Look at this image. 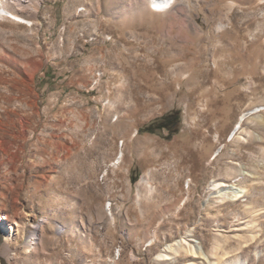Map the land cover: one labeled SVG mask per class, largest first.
Masks as SVG:
<instances>
[{
  "label": "rangeland",
  "instance_id": "rangeland-1",
  "mask_svg": "<svg viewBox=\"0 0 264 264\" xmlns=\"http://www.w3.org/2000/svg\"><path fill=\"white\" fill-rule=\"evenodd\" d=\"M0 8L7 264H264V0Z\"/></svg>",
  "mask_w": 264,
  "mask_h": 264
},
{
  "label": "bare ground",
  "instance_id": "bare-ground-1",
  "mask_svg": "<svg viewBox=\"0 0 264 264\" xmlns=\"http://www.w3.org/2000/svg\"><path fill=\"white\" fill-rule=\"evenodd\" d=\"M176 1L177 0H148V3H149V7H150V9H152V10H154V11H157V12H163V13H166V12H168L170 9H172L174 6H175V4H176ZM232 5V4H231ZM24 7V6H23ZM0 17H2V19H4V18H8V19H11V20H13V21H15V22H17V23H20V24H27V23H29L27 20H25L24 18H22V17H20V16H18V15H16V14H13V13H10V12H8V11H6L5 9H3V8H0ZM4 17V18H3ZM260 109H262L261 107H256L254 110L255 111H252V113H254V112H259L260 111ZM249 112H251V111H249ZM249 112H245V113H243L242 115H240V117H239V120H238V122H237V124H236V127H235V130L231 133V137L233 138L235 135H236V133H237V131H239L240 130V128H241V124H242V122L244 121V120H246L247 119V117L249 116L248 114H249ZM222 149V146L221 147H219L218 149H217V151L215 152V153H213V155H212V157H215L217 154H218V152L220 151ZM119 157H118V159H121L122 157H123V153H122V151L119 153ZM149 175V174H148ZM149 179H148V176H144L143 178H142V180L139 182V185L142 187H145L146 189H148L149 191H152V188H151V186H149L148 185V181ZM228 189H234V190H236V191H234V192H232V196H233V200H239L240 198H242V197H244V194H245V190L244 189H242V188H236V187H233L232 185H230V184H226V183H222V182H219V183H214V184H212V190H219V193L221 192V195L220 196H223L224 198H230L229 196L230 195H228L230 192L228 191ZM138 197V196H137ZM139 198V197H138ZM137 198V199H138ZM8 229V228H7ZM39 229H40V225L38 226V227H36L35 228V230L33 231V232H31V235H30V239H28L29 241H32V240H36V239H38V237H39ZM192 241V240H191ZM184 242V241H183ZM194 242V241H193ZM180 246H181V244H180ZM192 248V251H193V254L194 255H196V254H198V257L200 256V255H202L203 254V252H200V250H199V252H198V250L196 249V247H194V246H192L191 247ZM191 252V251H190ZM195 257H197V256H195ZM202 258H203V256H202Z\"/></svg>",
  "mask_w": 264,
  "mask_h": 264
},
{
  "label": "trees",
  "instance_id": "trees-1",
  "mask_svg": "<svg viewBox=\"0 0 264 264\" xmlns=\"http://www.w3.org/2000/svg\"><path fill=\"white\" fill-rule=\"evenodd\" d=\"M179 124V116L174 113H170L157 125V129L158 131L167 130L169 134L172 135L178 132Z\"/></svg>",
  "mask_w": 264,
  "mask_h": 264
},
{
  "label": "water",
  "instance_id": "water-1",
  "mask_svg": "<svg viewBox=\"0 0 264 264\" xmlns=\"http://www.w3.org/2000/svg\"><path fill=\"white\" fill-rule=\"evenodd\" d=\"M2 241L1 235H0V242ZM0 263L1 264H7V261L5 259H3L2 257H0Z\"/></svg>",
  "mask_w": 264,
  "mask_h": 264
}]
</instances>
